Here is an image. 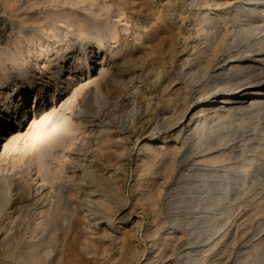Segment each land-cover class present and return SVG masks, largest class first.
<instances>
[{"label": "rangeland", "instance_id": "374dc122", "mask_svg": "<svg viewBox=\"0 0 264 264\" xmlns=\"http://www.w3.org/2000/svg\"><path fill=\"white\" fill-rule=\"evenodd\" d=\"M240 1L255 12L222 21L219 54L264 57V0ZM227 10L191 0H0V264H145L155 249L157 264H264V104L194 127L179 157L134 143L183 140L194 97L215 85L203 71L221 36L193 31L203 14ZM58 38L69 45L53 48ZM109 50L117 64L105 79L78 86ZM248 64L244 72L264 76V60ZM64 92L67 107L48 112ZM182 102L188 116L167 137ZM51 134L61 143L41 171L35 160Z\"/></svg>", "mask_w": 264, "mask_h": 264}, {"label": "bare ground", "instance_id": "6f19581e", "mask_svg": "<svg viewBox=\"0 0 264 264\" xmlns=\"http://www.w3.org/2000/svg\"><path fill=\"white\" fill-rule=\"evenodd\" d=\"M247 1V0H245ZM256 1V0H255ZM259 1V0H257ZM191 2L193 4H196V3H201L202 5H207L209 8H215L217 10H220V8H227L228 12H226L225 14H220L219 12H217L216 14H211L212 12H207L205 14L202 15V21L205 23L203 26H201V28H196L193 32L195 33V36L197 33L201 32L203 33L204 32V35H210L209 37L214 38V35H217V34H221L220 38H218L216 41L212 42V47L211 48V52H212V59L214 62V64L210 61L209 62V65L210 63L213 64V67H212V70L210 71H203V73H205L207 76H208V80L209 79H213L211 81H214L215 85L214 87H212L209 91H202V90H199V94H197L195 97H194V101L195 103L197 102L198 103V112L196 113L195 112V115H194V119L193 121H187L185 124H186V127L182 126L181 127V131L184 130V133H183V137L181 140L180 143H178L177 141L173 142V144H171L170 148L166 149L165 147V144L164 142L157 145L156 147H153V146H150L151 142H149L148 140H145L143 141L144 139L141 138V136L138 135V137L136 138L135 142L136 144H142L144 147H146V150L145 152L148 154V152H163V153H173L175 154L176 156H178V154L180 153L181 150H183V144L184 142H186V139H188L189 137H191L192 133H191V130L194 128V127H197L199 126L200 128H203L202 130H204V128H208L207 126L205 127V125H207V122L209 121V119H212L213 118L217 119L218 117H220L221 114H224L225 112L226 113H232L234 110H238V107H241L245 104V107L246 108H249V107H253L254 105H258V104H264V76L262 75V73H255V74H247V72H244L246 69H248L250 66H253L254 64H248L251 63V62H259V61H262L264 60L263 56L261 57H257V58H252L253 56H256L255 54L256 53H253V54H248V55H245L243 53H240V52H231L229 54H219V52L221 51V49L223 50V46H224V39H225V32L227 30H223L222 31V27L224 25H222V21L226 23V19L228 17H232L233 19V16H236L237 14H244V15H249L251 16L252 13L255 12V9H256V4H249L247 5L246 7V4H244L245 2H242V1H238V0H191ZM191 4V3H190ZM238 5H240V9L239 10H236L237 8L235 7H238ZM231 8V10H229ZM236 10V11H234ZM158 19V18H157ZM229 19V18H228ZM227 19V20H228ZM182 20V19H181ZM231 20V19H230ZM228 22V21H227ZM156 22V20L153 19V21L151 22V26H153ZM223 23V24H225ZM195 24V23H194ZM5 25V24H4ZM149 26V25H148ZM150 27V26H149ZM161 27V26H160ZM225 28V27H223ZM227 28V27H226ZM176 29V28H175ZM191 32V30H189ZM190 35V33H189ZM194 36V37H195ZM193 37V38H194ZM202 37V36H201ZM218 37V36H217ZM63 38V37H62ZM62 38H58L57 40H53L52 42H54L53 45H51L53 48H56L57 46L61 45V44H64L65 46H68L69 45V42L66 41V42H63L62 40L59 41L60 39ZM207 39L209 40V38L207 37ZM51 46L48 47V52L51 50ZM114 47V46H113ZM226 47V46H224ZM50 48V49H49ZM115 48V47H114ZM57 49V48H56ZM70 49V48H69ZM3 50V49H1ZM13 50V49H12ZM3 52V51H2ZM96 52H98V50H95L94 53L96 54ZM210 52V53H211ZM227 52V51H226ZM10 53V52H9ZM50 53V52H49ZM194 53V51H193ZM56 55V53H54ZM195 56H198V52L194 53ZM59 55V54H58ZM114 52L112 50H109L107 52L104 53V56H102V60L98 61L99 66H95L94 67V71L95 74H89V73H85L82 75L81 79H79L77 81V85L80 86L82 84H84L83 81H85L84 79H87L86 82H90L92 83L91 81H99V80H102L105 79V76L107 74V72H111L109 71L110 68L113 66V64H117L115 62V59H114ZM236 56H240V57H243V58H250V59H247L243 62H235L233 59V57H236ZM54 57V56H52ZM194 57V56H193ZM218 57L219 60H218ZM59 57L57 56L55 59L57 60ZM62 58V57H61ZM196 58V57H195ZM209 58V57H208ZM209 58V59H211ZM252 58V59H251ZM54 60V59H53ZM55 60V62H56ZM65 60V59H64ZM63 61V60H62ZM52 62V61H51ZM228 62V63H227ZM245 62H247L246 64H244ZM222 63L225 64L226 63V67H222ZM208 64V63H207ZM57 66V65H56ZM60 66H66V65H63L61 64ZM115 66V65H114ZM62 68V67H61ZM74 68V67H73ZM193 68V67H192ZM210 68V67H209ZM51 68H49V66H47V71L52 72L50 70ZM54 69V68H53ZM56 69V68H55ZM221 69L224 70L221 72ZM244 69V71H243ZM243 71L242 74H239V71ZM55 71V70H53ZM57 72V71H56ZM61 72V71H60ZM249 72V71H248ZM72 73V72H71ZM53 74H55L53 72ZM55 76L59 77V75H57V73L55 74ZM108 77V76H107ZM56 78V77H55ZM71 77H70V73L69 75L65 78V79H62L60 78V81H59V87H67L68 86V83L70 81ZM62 80H65L64 82H66V84L62 85L63 81ZM83 80V81H82ZM108 80V79H107ZM72 81V80H71ZM43 82V81H42ZM104 83V82H103ZM45 83H40V86L37 88V97H42L44 95H46L47 91H40L41 87L44 85ZM102 84V83H101ZM75 85V84H74ZM213 85V84H212ZM211 85V86H212ZM48 86V85H47ZM236 87L235 91H234V94L232 95L231 93H229L230 91L229 90H232V87ZM45 87V86H44ZM43 87V88H44ZM58 87V86H57ZM73 87V86H72ZM71 87V88H72ZM227 87V88H225ZM70 87L68 88L71 89ZM77 86H74V88H72L73 92L77 90ZM47 89V88H46ZM60 89V88H58ZM51 90V89H50ZM80 90V89H79ZM71 91V90H70ZM51 92L52 96H53V99H55L56 97V89L55 90H51L49 91ZM66 92H64V95L62 98H60L59 100H53L54 103H51L49 104V108H47V111L48 112H53L54 110H59V109H63L66 105V103L69 102L70 100V95L69 94H65ZM50 94V95H51ZM60 94V93H59ZM75 94V92H74ZM73 94V95H74ZM22 96V99H21V107L20 109H25V100L27 98L26 95H21ZM36 97V96H35ZM184 100V99H183ZM193 101V102H194ZM249 101V102H248ZM72 102V101H71ZM180 102V101H179ZM247 102V103H245ZM177 103V102H176ZM245 103V104H244ZM45 106V105H43ZM175 106V105H174ZM173 106V107H174ZM264 106V105H263ZM262 105L260 107H263ZM67 107V105H66ZM179 108V109H178ZM177 111L179 113L178 117H177V120L174 122L170 121V123L172 122L171 125H169L168 127V135L167 137H171L172 135H175L176 133H178V131L176 130L175 128V125L177 122H179L180 120H183V119H186V117L188 116V110H189V105L186 104V103H183L179 105ZM259 108V107H258ZM173 110V109H172ZM63 111V110H62ZM8 113V112H7ZM6 113V114H7ZM177 113V114H178ZM175 114V113H174ZM163 115V114H162ZM3 117V115L1 116ZM158 121V120H157ZM153 123V122H152ZM168 125V124H167ZM152 127V126H151ZM65 128V127H63ZM72 128V127H71ZM144 128V127H143ZM73 129V128H72ZM146 129V128H145ZM152 129V128H151ZM68 130V129H66ZM70 130V129H69ZM76 130V129H75ZM140 131V129H139ZM70 132V131H69ZM20 133V132H19ZM145 133V132H144ZM208 133V132H207ZM17 133L13 134L12 139L15 138V136ZM21 134V133H20ZM70 134V133H69ZM19 135V134H18ZM201 137H204L206 136V132L204 134V131L202 132V134H200ZM10 137V139H11ZM192 138V137H191ZM69 139V138H68ZM67 139V141H68ZM73 139V138H72ZM46 141L48 143V147L42 149L37 155L36 157V164L37 166L39 165V168L38 170H41L43 171L42 169L43 168H46V158H47V155H50L52 153V148L56 145H58L59 143H61V140H60V136L58 134H51L49 136L46 137ZM63 141V140H62ZM65 141V140H64ZM143 141V143H142ZM66 142V141H65ZM8 143V142H6ZM70 144V143H69ZM141 145V146H142ZM107 148V147H106ZM186 148V147H185ZM54 149V148H53ZM141 150V147L138 149V151ZM200 150V149H199ZM61 151V150H60ZM37 152V151H36ZM35 152V153H36ZM182 152V151H181ZM57 153V152H56ZM145 153V154H146ZM156 153V154H158ZM154 154V153H153ZM155 154V155H156ZM206 153H204L205 155ZM208 154V153H207ZM206 154V155H207ZM160 155V154H159ZM182 155V154H181ZM184 155V154H183ZM186 155V154H185ZM145 156V155H144ZM144 156H141L144 157ZM151 156V155H150ZM154 156V155H152ZM151 156V157H152ZM161 156V155H160ZM166 156V155H165ZM171 156H174V155H169V158H172ZM147 157V156H146ZM168 157V156H167ZM179 157V156H178ZM182 157V156H181ZM180 157V159H181ZM187 157V156H186ZM50 157L47 158V160H49ZM51 158H52V154H51ZM139 159V158H138ZM144 159V158H142ZM148 159V158H147ZM146 158L144 159L147 160ZM184 159V158H183ZM150 160V158H149ZM152 160V159H151ZM172 160V159H171ZM182 160V159H181ZM174 161V160H173ZM49 162V161H47ZM184 162V161H183ZM142 163V161H141ZM144 163V162H143ZM139 164V163H138ZM137 164V165H138ZM97 166V165H96ZM95 166V167H96ZM138 167V166H137ZM261 167V166H260ZM260 168H258L259 170ZM46 170H48L46 168ZM45 170V171H46ZM137 170V168H136ZM256 171L255 173L259 172V171ZM44 171V172H45ZM139 171V170H137ZM143 171V170H142ZM48 172V171H47ZM95 172V171H94ZM42 173V172H41ZM36 174V173H35ZM72 175V174H70ZM98 175L102 176L103 173L100 174L98 173ZM104 178V176H102ZM106 177V176H105ZM107 178V177H106ZM105 178V179H106ZM108 179V178H107ZM44 185V184H43ZM41 188V187H40ZM47 189V188H46ZM49 195V194H48ZM168 234V233H167ZM167 234L165 237H167ZM164 238V236H163ZM167 238H164L163 240H165ZM159 240H157V242L155 243V245H158ZM173 241V240H172ZM161 246V245H160ZM156 249L153 251L152 254H150L148 257L145 258V264H157L158 261L156 260ZM161 261V260H160Z\"/></svg>", "mask_w": 264, "mask_h": 264}]
</instances>
